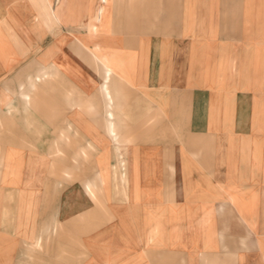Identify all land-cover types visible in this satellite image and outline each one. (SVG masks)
I'll list each match as a JSON object with an SVG mask.
<instances>
[{
  "label": "crops",
  "instance_id": "1",
  "mask_svg": "<svg viewBox=\"0 0 264 264\" xmlns=\"http://www.w3.org/2000/svg\"><path fill=\"white\" fill-rule=\"evenodd\" d=\"M0 264H264V0H0Z\"/></svg>",
  "mask_w": 264,
  "mask_h": 264
}]
</instances>
